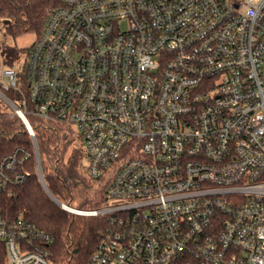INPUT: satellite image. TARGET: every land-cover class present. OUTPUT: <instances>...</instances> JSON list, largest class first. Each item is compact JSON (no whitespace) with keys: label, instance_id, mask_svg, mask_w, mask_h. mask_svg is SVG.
I'll use <instances>...</instances> for the list:
<instances>
[{"label":"built area","instance_id":"built-area-1","mask_svg":"<svg viewBox=\"0 0 264 264\" xmlns=\"http://www.w3.org/2000/svg\"><path fill=\"white\" fill-rule=\"evenodd\" d=\"M20 72L0 98L44 187L29 116L74 130L107 183L100 209L60 203L109 217L90 264H264V0H63ZM29 158L0 160V193ZM53 243L0 212V264H54Z\"/></svg>","mask_w":264,"mask_h":264},{"label":"trees","instance_id":"trees-1","mask_svg":"<svg viewBox=\"0 0 264 264\" xmlns=\"http://www.w3.org/2000/svg\"><path fill=\"white\" fill-rule=\"evenodd\" d=\"M62 4L63 0H0V68L19 69L20 76L24 77L25 62L32 45L21 48L16 40L26 35L37 39L51 13ZM6 95L22 107L19 95L15 92ZM29 120L36 134L46 188L35 170V149L26 125L13 111L0 109V160L16 150L30 154L23 167L28 171L26 181L0 193V212L8 220L22 217L51 233L54 237L51 247L54 264H90L109 224V217L72 214L58 206L47 190L70 207L95 210L106 204L107 183L90 178L87 155L81 137L74 130L34 116H29ZM61 129L67 134H62ZM70 133L77 140L72 148L68 142ZM92 185L96 186V191L90 196L88 191ZM76 204L79 207H74Z\"/></svg>","mask_w":264,"mask_h":264},{"label":"rangeland","instance_id":"rangeland-1","mask_svg":"<svg viewBox=\"0 0 264 264\" xmlns=\"http://www.w3.org/2000/svg\"><path fill=\"white\" fill-rule=\"evenodd\" d=\"M35 40H36V37L35 36H33V35H26V36H23V37H20V38H18L17 40H16V44L19 46V47H21V48H30L31 47V45L35 42ZM10 42H13L12 40H9ZM0 109L2 110V111H8V112H10V111H13V109H12V107L5 101V100H3L2 98H0ZM62 131V134H64L65 135V133H66V130L65 129H61ZM67 134V133H66ZM77 140H76V138H75V136L73 135V133H70V136L68 137V142H71V145H70V147L72 148L73 147V145H75L77 142H76ZM69 147V148H70ZM70 148V149H71ZM94 191H96V186L95 185H92V186H90V190L88 191V194L91 196V195H93L94 193ZM51 198V197H50ZM52 199V198H51ZM53 200V199H52ZM54 201V200H53ZM58 206H60L62 209H64L62 206H61V204H58L56 201H54ZM60 202V201H59ZM61 203V202H60ZM63 204H65V203H63ZM67 205V204H66ZM74 207H79L77 204L76 205H74ZM65 210V209H64Z\"/></svg>","mask_w":264,"mask_h":264},{"label":"water","instance_id":"water-1","mask_svg":"<svg viewBox=\"0 0 264 264\" xmlns=\"http://www.w3.org/2000/svg\"><path fill=\"white\" fill-rule=\"evenodd\" d=\"M49 192V191H48ZM52 195H50V197H51ZM54 201H56L58 204H60V202L54 197V196H52L51 197Z\"/></svg>","mask_w":264,"mask_h":264}]
</instances>
